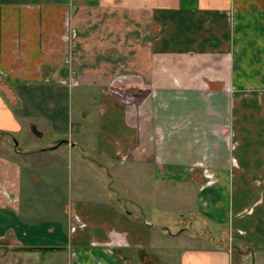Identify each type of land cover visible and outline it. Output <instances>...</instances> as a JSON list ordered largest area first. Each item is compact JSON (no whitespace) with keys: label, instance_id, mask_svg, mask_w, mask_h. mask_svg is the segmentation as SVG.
I'll use <instances>...</instances> for the list:
<instances>
[{"label":"crops","instance_id":"crops-1","mask_svg":"<svg viewBox=\"0 0 264 264\" xmlns=\"http://www.w3.org/2000/svg\"><path fill=\"white\" fill-rule=\"evenodd\" d=\"M9 86L64 88L77 104L94 95L98 113L90 156L67 134L14 157L63 150L94 166L98 184L108 165L151 168L162 201L195 190L173 236L211 237L193 222L220 235L184 250L180 264L263 260L264 0H0V132L19 133L2 104ZM12 161L0 158V264H127L133 252L157 262L153 242L168 230L114 193L111 178L99 184L105 201L66 192L58 223H35L37 201L52 208L55 182L30 175L36 194L23 203Z\"/></svg>","mask_w":264,"mask_h":264},{"label":"rangeland","instance_id":"rangeland-1","mask_svg":"<svg viewBox=\"0 0 264 264\" xmlns=\"http://www.w3.org/2000/svg\"><path fill=\"white\" fill-rule=\"evenodd\" d=\"M252 4L261 5L262 3ZM48 87L49 86L29 89L9 86L2 90V104L9 112H12L13 116L18 120L17 125L19 126V133H12V131H6L7 133L0 132V158L7 162H13L12 160L18 161L20 164L21 202L25 203V201H27L26 195L28 193L32 196L36 194V191L34 192L31 189L32 194L27 188L30 175L35 174L41 178L49 177L51 183L52 180L55 182L52 187H55L56 190L52 191L56 199L55 201L52 200V208L51 210L43 208L42 205L48 203L49 199L47 198L37 201L40 205V207L38 206V210L41 211V213L35 223H58L57 212L59 213L60 205L56 204H58L61 199L64 200L66 192L70 193L72 199L77 195L79 198L85 200H96V198H98L99 200L105 201V192L101 189V186L103 188L108 187L111 178V189L114 193L116 192V194H119L123 200L126 198L132 201L135 206L141 209V212L147 220L154 224L163 225L166 232L168 230L166 234H159V241L158 238H156L153 242V246H157L154 253L157 262L151 258L147 259V263L144 264H180V256L184 250L190 247L196 248L198 246L213 245L211 241L212 238L217 239L220 235H218L217 229L209 224L204 227L197 222H193L191 226L192 232H202V230L208 228L211 232V237L205 233V237L202 239L204 242H187L184 233L173 236L183 227L181 225L180 228L176 229L180 216L186 217L193 213V209L195 208V190L189 189V191L182 192L181 189L178 200H173L171 202V200L167 199L162 201L159 197L165 191L162 192L159 188V179L153 176L151 168H139L128 164L115 167L108 165V173L105 171L98 173L101 179L99 183L100 186L95 179V174L92 173L95 169L94 166L88 162L86 163L90 168H87L84 164L79 166L75 157L67 155L63 150V152L48 150L42 154H29L26 156L28 158L24 156L14 157V154L21 152V150L42 148L60 137H66L67 134L69 136L71 135V141L75 142L78 140V144L81 145L85 154L91 155L87 152L93 143V138H95L93 133L95 121L93 123V119L98 114L97 107L95 108V105H93L91 101L94 95H89V99L85 102L82 101L81 104H77L75 103V98H73L75 97L73 96V92H71L73 95L70 97L67 90L64 88ZM82 111H85L87 114L84 118L80 116V112ZM30 128L35 129L41 136L36 137V135L31 132ZM75 132L81 135L78 139L74 137L76 134ZM12 140L16 142V146H13ZM54 145L56 144L54 143L53 146ZM78 153L79 152H77V155ZM48 164H51L52 167L44 168ZM9 175L10 173L7 174V176ZM41 187L43 186L41 185ZM47 187L50 186L45 185L43 189L47 190ZM0 194L5 196L8 194V191L1 189ZM51 196L53 195L51 194ZM40 197L44 196L41 195ZM11 198L6 201H11ZM6 211L5 213H7L8 216L14 218L13 211ZM45 212L47 213L44 215ZM14 219L22 223L19 219ZM252 251L251 249L250 252ZM258 256L262 257V255L257 254L255 259ZM128 257L130 262L127 264H140L138 262L139 260L137 261V254L135 252ZM52 260V263L47 262V264H53ZM246 264H252L250 258L247 259ZM257 264H264V256L263 260H259Z\"/></svg>","mask_w":264,"mask_h":264},{"label":"water","instance_id":"water-1","mask_svg":"<svg viewBox=\"0 0 264 264\" xmlns=\"http://www.w3.org/2000/svg\"><path fill=\"white\" fill-rule=\"evenodd\" d=\"M31 132L34 133L36 135V137H40L41 135L39 134V132L35 131V129H32L30 128ZM13 142V146H16V142L14 140H12ZM62 142H65V141H59L56 145H54L53 147H51V149H54L56 148L59 144H61Z\"/></svg>","mask_w":264,"mask_h":264},{"label":"trees","instance_id":"trees-1","mask_svg":"<svg viewBox=\"0 0 264 264\" xmlns=\"http://www.w3.org/2000/svg\"><path fill=\"white\" fill-rule=\"evenodd\" d=\"M54 249H47V251H53ZM44 252H46V251H44Z\"/></svg>","mask_w":264,"mask_h":264},{"label":"built area","instance_id":"built-area-1","mask_svg":"<svg viewBox=\"0 0 264 264\" xmlns=\"http://www.w3.org/2000/svg\"><path fill=\"white\" fill-rule=\"evenodd\" d=\"M73 228L72 227H70V230H72Z\"/></svg>","mask_w":264,"mask_h":264}]
</instances>
